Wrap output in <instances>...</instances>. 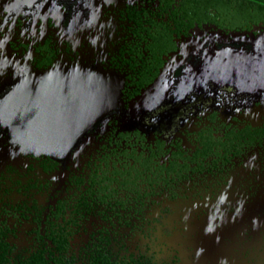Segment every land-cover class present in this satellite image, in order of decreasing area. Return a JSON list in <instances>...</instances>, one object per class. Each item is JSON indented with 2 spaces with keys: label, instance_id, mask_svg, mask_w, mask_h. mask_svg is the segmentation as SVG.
<instances>
[{
  "label": "flooded vegetation",
  "instance_id": "af4514ba",
  "mask_svg": "<svg viewBox=\"0 0 264 264\" xmlns=\"http://www.w3.org/2000/svg\"><path fill=\"white\" fill-rule=\"evenodd\" d=\"M252 44L264 48V0H0V90L74 68L114 102L56 159L0 151V181L36 173L0 188V264H264V75L240 74L170 129L126 123L195 48Z\"/></svg>",
  "mask_w": 264,
  "mask_h": 264
},
{
  "label": "water",
  "instance_id": "95a60500",
  "mask_svg": "<svg viewBox=\"0 0 264 264\" xmlns=\"http://www.w3.org/2000/svg\"><path fill=\"white\" fill-rule=\"evenodd\" d=\"M183 62L172 71H160L128 111V126L170 129L197 99H212L226 90L231 97L229 86L240 74L248 79L264 75V48H195ZM6 84L0 90V133L6 136L0 139V151L17 145L56 159L68 152L91 118L114 105L102 78L74 68L34 71ZM5 140L9 144L2 146Z\"/></svg>",
  "mask_w": 264,
  "mask_h": 264
},
{
  "label": "rangeland",
  "instance_id": "374dc122",
  "mask_svg": "<svg viewBox=\"0 0 264 264\" xmlns=\"http://www.w3.org/2000/svg\"><path fill=\"white\" fill-rule=\"evenodd\" d=\"M33 179H36V173L35 172H28L27 169H24L22 167L21 164L18 165V168L16 170V173L11 174V175H6L4 176V178L0 181V188L1 186H21L23 184H28V181H31ZM73 194V190L71 189L69 192V195ZM14 199L16 202H21L24 203V201H26L27 199L23 196H20V194H14L13 195ZM40 200L43 202L44 206H48V199L45 198H40ZM26 242V241H25ZM30 244L28 242L24 243L22 242L19 246V250L16 251L15 255H22L24 254V252H26V250H30L29 249ZM75 246H73L74 248ZM75 250V248H74ZM80 252H77L76 258H75V262H80L82 263V258L80 257Z\"/></svg>",
  "mask_w": 264,
  "mask_h": 264
}]
</instances>
